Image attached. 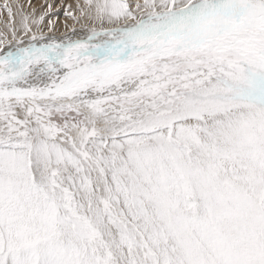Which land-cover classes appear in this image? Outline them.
<instances>
[{"label":"snow or ice","instance_id":"6c2138e0","mask_svg":"<svg viewBox=\"0 0 264 264\" xmlns=\"http://www.w3.org/2000/svg\"><path fill=\"white\" fill-rule=\"evenodd\" d=\"M85 3L0 56V264H264V0Z\"/></svg>","mask_w":264,"mask_h":264},{"label":"bare ground","instance_id":"6f19581e","mask_svg":"<svg viewBox=\"0 0 264 264\" xmlns=\"http://www.w3.org/2000/svg\"><path fill=\"white\" fill-rule=\"evenodd\" d=\"M5 2L13 7L11 20L4 8ZM124 2L129 5V11H133L139 17V9L135 6L137 4L142 6L144 0ZM95 3L96 0H92V4ZM159 10L157 8V11ZM91 11L94 15V7ZM23 16L28 17L31 29L28 33L22 28ZM37 20L39 24L34 23ZM94 26L99 30V23L94 24L89 19V6L85 0H0V56L19 47H26L33 33L37 36L43 35L45 42H49L48 38H53L57 43L69 39L86 40ZM114 26L104 24V27Z\"/></svg>","mask_w":264,"mask_h":264},{"label":"rangeland","instance_id":"374dc122","mask_svg":"<svg viewBox=\"0 0 264 264\" xmlns=\"http://www.w3.org/2000/svg\"><path fill=\"white\" fill-rule=\"evenodd\" d=\"M79 28H80V26H79Z\"/></svg>","mask_w":264,"mask_h":264}]
</instances>
